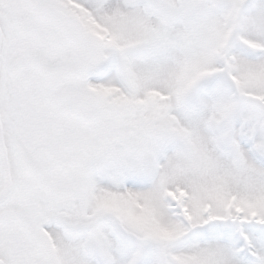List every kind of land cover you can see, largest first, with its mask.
Segmentation results:
<instances>
[{"label":"snow or ice","instance_id":"1","mask_svg":"<svg viewBox=\"0 0 264 264\" xmlns=\"http://www.w3.org/2000/svg\"><path fill=\"white\" fill-rule=\"evenodd\" d=\"M0 264H264V0H0Z\"/></svg>","mask_w":264,"mask_h":264}]
</instances>
